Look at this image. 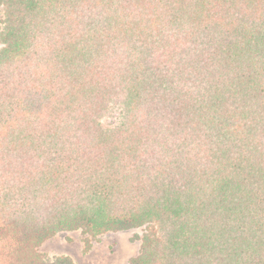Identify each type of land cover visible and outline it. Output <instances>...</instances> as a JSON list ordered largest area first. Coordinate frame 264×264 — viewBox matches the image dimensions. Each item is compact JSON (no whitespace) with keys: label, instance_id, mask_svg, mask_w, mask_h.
Masks as SVG:
<instances>
[{"label":"trees","instance_id":"1","mask_svg":"<svg viewBox=\"0 0 264 264\" xmlns=\"http://www.w3.org/2000/svg\"><path fill=\"white\" fill-rule=\"evenodd\" d=\"M0 10V264L138 227L128 264H264V0Z\"/></svg>","mask_w":264,"mask_h":264},{"label":"rangeland","instance_id":"2","mask_svg":"<svg viewBox=\"0 0 264 264\" xmlns=\"http://www.w3.org/2000/svg\"><path fill=\"white\" fill-rule=\"evenodd\" d=\"M2 12L0 10V26ZM1 47V43H0ZM121 116V105L111 102L100 116L103 128H113ZM143 227L121 231H109L97 237H87L79 230L59 231L46 239L39 246V250L47 258L56 255L69 256L74 264H128L135 256L141 244Z\"/></svg>","mask_w":264,"mask_h":264}]
</instances>
